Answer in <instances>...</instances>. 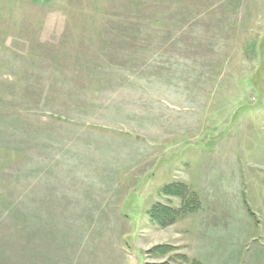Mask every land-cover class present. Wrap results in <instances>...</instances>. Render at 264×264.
Segmentation results:
<instances>
[{"label": "rangeland", "instance_id": "obj_1", "mask_svg": "<svg viewBox=\"0 0 264 264\" xmlns=\"http://www.w3.org/2000/svg\"><path fill=\"white\" fill-rule=\"evenodd\" d=\"M0 264H264V0H0Z\"/></svg>", "mask_w": 264, "mask_h": 264}, {"label": "trees", "instance_id": "obj_2", "mask_svg": "<svg viewBox=\"0 0 264 264\" xmlns=\"http://www.w3.org/2000/svg\"><path fill=\"white\" fill-rule=\"evenodd\" d=\"M163 191L168 194L181 196V198H183V202L178 208H173L159 203L149 211L152 220L161 226L174 222L176 218L182 216L188 211L193 210L196 207V198L191 202L187 200L189 196L193 195V197H195V193L191 192L184 184H169L163 187Z\"/></svg>", "mask_w": 264, "mask_h": 264}]
</instances>
